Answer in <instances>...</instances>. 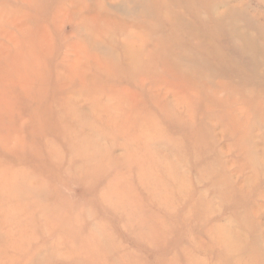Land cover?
I'll return each mask as SVG.
<instances>
[{"label": "rangeland", "instance_id": "374dc122", "mask_svg": "<svg viewBox=\"0 0 264 264\" xmlns=\"http://www.w3.org/2000/svg\"><path fill=\"white\" fill-rule=\"evenodd\" d=\"M0 264H264V0H0Z\"/></svg>", "mask_w": 264, "mask_h": 264}]
</instances>
